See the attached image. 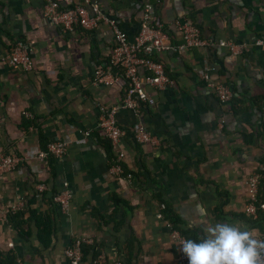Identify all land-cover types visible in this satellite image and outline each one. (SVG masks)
Wrapping results in <instances>:
<instances>
[{"label": "crops", "instance_id": "crops-1", "mask_svg": "<svg viewBox=\"0 0 264 264\" xmlns=\"http://www.w3.org/2000/svg\"><path fill=\"white\" fill-rule=\"evenodd\" d=\"M91 1L128 39L138 30L141 6L149 4L170 45L181 44L177 24L183 22L213 44L156 55L172 83L146 87L154 105L138 113L116 110L127 135L112 144L99 135L97 116L118 107L124 89L92 83L113 44L108 26L62 30L44 17L42 0H0V154L23 159L0 176V264H68L63 251L77 239L90 240L86 247L98 253L93 263L81 264L120 263L129 245L132 264H188L179 241L201 240L208 222L240 221L264 239L244 213L246 179L261 174L260 189L264 181V48L255 44L264 40V0ZM219 40L242 46V53L218 47ZM17 44L28 51L29 71L6 60ZM203 74L231 90L228 103L219 102ZM139 124L158 145L134 139ZM54 141L67 143L63 157H47L46 166L30 159ZM117 153L122 176L110 172ZM63 191L69 200L61 212L53 197ZM115 199L131 212L116 210ZM167 209L184 234L165 218ZM40 216L52 222L45 246L34 221Z\"/></svg>", "mask_w": 264, "mask_h": 264}, {"label": "built area", "instance_id": "built-area-1", "mask_svg": "<svg viewBox=\"0 0 264 264\" xmlns=\"http://www.w3.org/2000/svg\"><path fill=\"white\" fill-rule=\"evenodd\" d=\"M44 17L51 24L62 30L81 28L95 30L99 25H107L111 30L113 44L106 55V59L100 62L93 70L92 83L103 87L111 85L123 86V98L116 108L100 109L97 116V129L101 138L116 144L127 135V131L120 128L115 121L117 109H126L134 113L140 112L143 107L154 105V99L146 91V87L162 90L172 83L167 76L163 64L154 58L164 51L182 53L192 49L205 48L213 42L204 39L200 30L191 22L177 24L182 42L177 46L169 44L168 33L163 30L158 17L151 14V5L143 4L141 21L137 32L132 39H128L126 33L121 30L114 19L105 17L95 2L91 0H42ZM256 46L264 48V40H257ZM217 46L227 49L234 55L242 53V46L233 42L219 40ZM8 64L15 69L29 71L31 59L28 51L22 44L12 47L6 57ZM206 86L214 92L220 103L226 104L232 98L231 90L220 82H212L206 74L202 75ZM31 118L29 113H24ZM134 139L141 144L158 145V141L146 128L139 124L132 130ZM87 136V134H85ZM67 143L54 141L46 145L44 152H35L30 159H37L46 166V159H59L65 155ZM123 155L117 153L110 167V172L122 176L124 174L121 160ZM23 163V159L15 154H0V176L14 172ZM130 178V174H126ZM262 176L253 173L246 179L248 188V204L245 214L252 220H256L259 210H264V202L259 200V189ZM43 186L37 187V192L43 191ZM69 195L66 191L60 192L53 197V203L61 212L67 208ZM164 208V206H161ZM174 239L179 238L177 233H172ZM259 238L262 239L259 235ZM90 240L77 239L69 247L64 249L63 256L68 264L82 263V246H90ZM182 259L188 263L183 255ZM13 264H25L15 261ZM94 264H97L95 262ZM120 264V263H117Z\"/></svg>", "mask_w": 264, "mask_h": 264}, {"label": "clouds", "instance_id": "clouds-1", "mask_svg": "<svg viewBox=\"0 0 264 264\" xmlns=\"http://www.w3.org/2000/svg\"><path fill=\"white\" fill-rule=\"evenodd\" d=\"M200 242L181 239L188 264H264V239L240 221L208 222Z\"/></svg>", "mask_w": 264, "mask_h": 264}, {"label": "trees", "instance_id": "trees-1", "mask_svg": "<svg viewBox=\"0 0 264 264\" xmlns=\"http://www.w3.org/2000/svg\"><path fill=\"white\" fill-rule=\"evenodd\" d=\"M51 164L52 163L50 161L47 162V165L49 166V168L51 167ZM262 186L264 188V181H263ZM263 188L260 189L261 193L259 195V200L264 202V194H263L264 191H262V190H264ZM114 205L116 207V210L119 207H123V208H125L126 211L131 212V209L128 207V205L125 202L120 201L119 199L114 200ZM257 215L258 216H257L256 220L252 221V223H253L252 225L255 228H257L259 231H264V210H259ZM19 216L20 215H18V217ZM164 216L172 224L174 229L179 230L181 234H184V230L180 227V221L170 213L169 209H167L164 212ZM18 217H12V219L15 220ZM34 221L36 224V228L38 230V241L43 246H45L48 239L50 238V234L52 231L51 219L48 216H40V217H34ZM194 241L200 242V240L196 237H195ZM81 254H82V260L83 261L88 260V261H91V263L96 261V258L98 256V253H97L95 247L82 246L81 247ZM9 264H13V263H9ZM120 264H132L131 245L128 246V252H127L126 256L124 257V259L122 260V262H120Z\"/></svg>", "mask_w": 264, "mask_h": 264}]
</instances>
